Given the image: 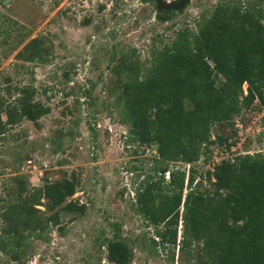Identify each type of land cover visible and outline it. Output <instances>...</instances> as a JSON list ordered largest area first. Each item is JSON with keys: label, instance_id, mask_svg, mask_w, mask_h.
Masks as SVG:
<instances>
[{"label": "trees", "instance_id": "trees-1", "mask_svg": "<svg viewBox=\"0 0 264 264\" xmlns=\"http://www.w3.org/2000/svg\"><path fill=\"white\" fill-rule=\"evenodd\" d=\"M156 12L160 20L179 13ZM42 44L32 39L16 59L44 60ZM149 57L147 66L136 50L114 58L110 96L129 126V145L157 146L159 160L138 184L133 205L146 227H154L150 247L170 249L173 257L182 249L192 264H264V152L233 157L238 141L213 133L215 126H233L252 106L264 107V0H222L201 14L195 30L185 27L170 41L159 39ZM36 93L30 85H11V103L0 96V136L50 112ZM218 143L224 146L220 157L211 149ZM200 160H212V168L170 170L172 163L193 166ZM77 186L66 176L27 195L21 185L16 199L0 208V252L22 264L30 238L59 224V207L84 211L67 203ZM104 246L116 264L132 262L134 247L118 224Z\"/></svg>", "mask_w": 264, "mask_h": 264}, {"label": "rangeland", "instance_id": "rangeland-1", "mask_svg": "<svg viewBox=\"0 0 264 264\" xmlns=\"http://www.w3.org/2000/svg\"><path fill=\"white\" fill-rule=\"evenodd\" d=\"M220 1L193 0L160 20L154 0H0V96L11 103V85H30L50 108L38 123L23 120L0 136V208L16 199L21 185L30 195L66 176L78 182L67 203L85 206L72 212L62 210L66 204L59 207V224L30 238L22 264H116L104 246L116 224L134 247L130 264H192L182 249L174 257L170 249H152L154 227L134 211L136 188L159 156L157 146L129 145V126L112 105L111 66L129 50L147 66L159 39L170 41L181 28L195 30L201 14ZM34 38L42 39L44 60H17ZM234 123L213 128L215 135L238 141L231 156L264 152V107L252 106ZM221 145L211 148L218 157ZM212 166V160H200L172 163L170 170L204 173ZM0 264L18 263L0 252Z\"/></svg>", "mask_w": 264, "mask_h": 264}, {"label": "water", "instance_id": "water-1", "mask_svg": "<svg viewBox=\"0 0 264 264\" xmlns=\"http://www.w3.org/2000/svg\"><path fill=\"white\" fill-rule=\"evenodd\" d=\"M157 5V11H182L193 0H154Z\"/></svg>", "mask_w": 264, "mask_h": 264}, {"label": "built area", "instance_id": "built-area-1", "mask_svg": "<svg viewBox=\"0 0 264 264\" xmlns=\"http://www.w3.org/2000/svg\"><path fill=\"white\" fill-rule=\"evenodd\" d=\"M168 176V175H167ZM168 178H169V176H168Z\"/></svg>", "mask_w": 264, "mask_h": 264}]
</instances>
